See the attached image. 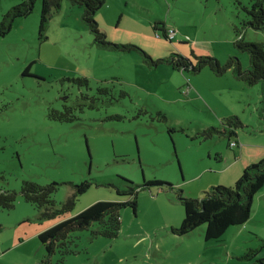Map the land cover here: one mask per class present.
<instances>
[{
    "label": "rangeland",
    "instance_id": "374dc122",
    "mask_svg": "<svg viewBox=\"0 0 264 264\" xmlns=\"http://www.w3.org/2000/svg\"><path fill=\"white\" fill-rule=\"evenodd\" d=\"M22 1L0 0V19ZM253 2L109 0L94 19L109 42L137 45L153 59L176 53L194 62L193 51L221 63L234 56L246 68L248 55L234 47L233 26L246 19L243 6ZM40 9L38 0L29 16L15 19L0 37V187L19 193L23 180L55 182L53 199L60 204L71 195V184L89 181L67 217L97 201L126 202L131 187H143L136 209L120 210L117 237L76 231L75 252L63 261L55 253L51 264H252L243 256L264 240L262 192L253 198L249 219L217 240H205V225L183 236L171 228L179 227L184 214L177 189L200 198L211 186L233 185V152L264 142L260 84L246 86L230 71L216 77L207 68L197 74L166 64L148 68L136 53L99 50L80 19L82 8L67 0L41 37ZM163 24L174 31L170 42L157 37ZM242 33L245 41L264 43V29ZM75 78H86L90 90L69 81ZM102 87L110 93L97 94ZM81 93L97 94L98 108L76 111L73 122L48 118L50 108L81 102ZM229 116L244 125L230 139L236 145L225 136L201 138L204 128H221ZM153 181L163 184L142 186ZM54 222L37 221L35 208L18 194L13 209H0V264L39 263L45 251L37 235ZM256 258H264V248Z\"/></svg>",
    "mask_w": 264,
    "mask_h": 264
},
{
    "label": "trees",
    "instance_id": "16d2710c",
    "mask_svg": "<svg viewBox=\"0 0 264 264\" xmlns=\"http://www.w3.org/2000/svg\"><path fill=\"white\" fill-rule=\"evenodd\" d=\"M38 0H23L9 8L0 19V37L5 36L11 29L15 19L29 16ZM63 0H41L38 30L41 37L45 36L48 23L52 13L58 10ZM71 6L82 8L80 19L92 36L94 46L103 51L130 54L136 53L142 58V62L148 68H156L161 64L170 66L175 71L182 73H199L207 68L214 76L220 77L230 71L233 78L246 86L260 84V94L264 105V43H253L245 41L243 30L251 28L254 30L264 29V0L254 1L249 7L243 6L246 19H243L240 26H233V31L237 39L233 42L234 47L248 55V66L243 68L239 60L230 56L224 63H221L211 55H195L191 51L190 55L194 62L181 54H170L169 56L153 59L148 53L134 44H118L109 42L104 31L98 26L94 19L95 13L109 0H67ZM152 25V30L157 34L158 24ZM162 33L157 37H162L166 41L169 38L170 28L164 24L160 28ZM69 81L79 87L90 90L86 78H75ZM110 90L106 87L98 88L97 94L107 95ZM96 94V95H97ZM124 93L121 94L123 96ZM96 95L80 94L81 102L72 105L63 104L60 110L50 108L47 116L50 120L58 122H73L78 119L76 111L83 112L85 107L89 109L98 108L97 102L100 97ZM64 98V102H65ZM264 111V107H263ZM119 118V116H115ZM222 127L208 126L200 132L203 139L214 136H225L230 141L237 136V129L244 125L237 116L223 118ZM237 143V141H230ZM2 177L0 176V179ZM161 185L163 182L153 181L143 184ZM169 185V184H168ZM91 186L89 181L71 184L72 193L63 203H56L53 194L58 189L55 182L45 185L38 184L30 180H23L19 193L15 190L3 189L0 187V209L11 210L15 207L17 196L20 194L25 202L31 204L37 212V221L50 220L58 221L53 226L40 232L37 238L42 245L45 254L44 258L37 264H51V256L59 254V260L74 253L71 248L72 233L76 231L88 230L90 237H103L112 239L117 237L121 226L120 210L125 206H131L133 210L137 205V193L143 187H131L128 195L130 200L126 202L97 201L75 216L67 217L75 206L77 198L85 193ZM171 187V185H169ZM264 186V158L247 165L240 177L231 186H211L203 192L200 198H188L183 196L182 191L177 189V199L183 207V219L177 228H171V232L177 236H183L200 225H205V240H217L231 226L243 225L250 216L251 205L254 196ZM118 195L126 194L117 190ZM264 248V240L254 249H248L243 258L253 261L252 264H264V258L257 259L260 249Z\"/></svg>",
    "mask_w": 264,
    "mask_h": 264
},
{
    "label": "crops",
    "instance_id": "0c3cea01",
    "mask_svg": "<svg viewBox=\"0 0 264 264\" xmlns=\"http://www.w3.org/2000/svg\"><path fill=\"white\" fill-rule=\"evenodd\" d=\"M262 158H264V142L262 144L252 143L242 145L239 150V154L233 152V160L229 164L230 167L228 173V180L232 179V181H236L247 165L255 163ZM261 190H264V186ZM261 190L259 191V193L262 192V196H264V191ZM57 222L58 221H55L53 224ZM46 228H43L41 232Z\"/></svg>",
    "mask_w": 264,
    "mask_h": 264
},
{
    "label": "built area",
    "instance_id": "2783aa9c",
    "mask_svg": "<svg viewBox=\"0 0 264 264\" xmlns=\"http://www.w3.org/2000/svg\"><path fill=\"white\" fill-rule=\"evenodd\" d=\"M173 33H174V31L171 29V30L169 31V34H168V35H169V38H171V39L173 38ZM231 144L236 145L237 143H235V142H231ZM231 144H230V145H231Z\"/></svg>",
    "mask_w": 264,
    "mask_h": 264
}]
</instances>
